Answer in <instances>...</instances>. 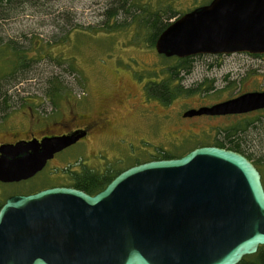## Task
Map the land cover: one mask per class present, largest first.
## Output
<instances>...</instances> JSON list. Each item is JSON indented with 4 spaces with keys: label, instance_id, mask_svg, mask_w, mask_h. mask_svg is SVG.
Here are the masks:
<instances>
[{
    "label": "water",
    "instance_id": "1",
    "mask_svg": "<svg viewBox=\"0 0 264 264\" xmlns=\"http://www.w3.org/2000/svg\"><path fill=\"white\" fill-rule=\"evenodd\" d=\"M165 57L264 55V0H211L158 35ZM264 109V91L184 116ZM83 134L0 147V182L41 171ZM264 246L261 174L243 154L201 146L128 167L100 192L68 186L12 196L0 207V264H238Z\"/></svg>",
    "mask_w": 264,
    "mask_h": 264
},
{
    "label": "rangeland",
    "instance_id": "2",
    "mask_svg": "<svg viewBox=\"0 0 264 264\" xmlns=\"http://www.w3.org/2000/svg\"><path fill=\"white\" fill-rule=\"evenodd\" d=\"M210 1H0V101L7 99L3 108L8 112L0 113V140L4 124L16 122L20 127L27 122L21 111L29 107L37 117L34 128L43 127L38 123L41 116L47 119L50 133L62 130L55 121L68 122L71 128L86 124L91 117L105 122L84 142L57 153L35 177L0 183V202L48 184L66 186L70 174L83 169L119 172L162 153L184 154L196 144L219 140L237 126L254 139L250 146L241 147L257 164L264 186V109L184 116L189 110L243 93L264 91V55H194L187 58L190 71L186 74L176 69L181 59L160 55L149 43L147 19L159 14V8L164 11L169 6L177 14L168 20L171 23ZM9 43L24 51V61L30 66L27 76L16 84L13 79L24 67L7 49ZM170 70L177 76L168 82L169 90L179 87L182 93L163 102L148 89L162 84ZM72 116L75 120L70 121Z\"/></svg>",
    "mask_w": 264,
    "mask_h": 264
},
{
    "label": "trees",
    "instance_id": "3",
    "mask_svg": "<svg viewBox=\"0 0 264 264\" xmlns=\"http://www.w3.org/2000/svg\"><path fill=\"white\" fill-rule=\"evenodd\" d=\"M14 1L16 0H10V4L14 3ZM26 1L30 2L32 0H20V2H26ZM164 9H165L164 11H160V8H159V14L157 12L153 13L147 19L146 27H148L150 30L148 38H149V43L151 45H154V42L156 38L158 37V35L169 25L168 20L175 18L177 16L176 13L171 11V8L169 6L164 7ZM160 12H169V13L162 17V15H160ZM1 18H3L2 15H0V19ZM0 45H2L1 42H0ZM7 49H9L10 52L15 53L16 57L19 59V63L21 64L22 67H24V69H21L22 74H19L17 78L13 79L14 84H16L27 76L30 70L29 68L30 66H28L29 62L24 61L25 59L24 51L21 50L19 47H15V45L9 43ZM187 58L188 57L179 58L181 60H179L178 64L176 65V69L178 70L181 69L183 70V73H186V74L189 73L190 71V66L185 65L186 63L189 62ZM175 76H177V72H175L174 70H170L168 72V77L166 78V80L162 84L159 83V85H153L152 87H150V89H148L149 93H152L153 95H155V97L158 96L159 100H163V102H167L170 99L174 98L177 94L182 93V90L179 87L178 88L176 87L175 89H172V90H169L168 88V82H171ZM6 100L7 99L3 98L0 101V113H2L1 108H3V106L5 105ZM243 130H244L243 127H240V128L238 126L232 127L228 129L227 131H225V134L224 135L222 134L223 137L218 138L219 140L214 139L213 141H208V143L207 142L200 143L201 145L196 144L194 148L213 145L215 147L239 152L248 158V156L242 150L241 145H245L248 147L250 146L251 143H253L254 139L251 138L250 136L247 137L246 133L243 132ZM186 153L184 154L182 153V154L185 155ZM182 154L175 155L171 153L169 154L162 153L158 157H154L151 160L178 158V157L183 156ZM121 171L113 172L107 169L103 172H96L93 170L91 171V170L83 169L80 172H72L70 174L71 182L70 184L66 186L82 190L85 193L90 194V195H94L100 192L101 190H103L105 186ZM3 203L4 202H0V207L2 206ZM238 264H264V246H259L256 253L252 255L244 256Z\"/></svg>",
    "mask_w": 264,
    "mask_h": 264
},
{
    "label": "flooded vegetation",
    "instance_id": "4",
    "mask_svg": "<svg viewBox=\"0 0 264 264\" xmlns=\"http://www.w3.org/2000/svg\"><path fill=\"white\" fill-rule=\"evenodd\" d=\"M0 1H2V0H0ZM1 111L4 114H8V112H6V108H1ZM252 112H254V111H252ZM21 114L24 115L25 118H28V119H27V122H24L20 127H18L16 122L15 123L7 122L6 124H4L2 126L3 132H5V134H3L2 139L0 140V147L4 146V145H13L17 142H29L31 140H37L39 142L43 138L52 137V136L70 135L73 133L83 134V137H81L80 139H78L74 143V144H77L80 142H84L87 139L89 133H91L92 131L97 132L100 130V128L103 125H105L104 118H97V117H94V118L91 117V119H89L86 124H84L82 126H75L73 128H71L69 126L70 124H68V122H65V124L62 125L59 121H55L54 122L55 125H57V124L60 125L62 130L60 131V133H50V129L46 128L48 125L44 121L47 119L43 120V117H41V116H38V123L39 124L43 123V127H41L38 130H36L34 128V123H35V121H37V120H35V118H37V117L35 116V112L33 111V109H31L30 107L27 108L26 110L21 111ZM72 118H73V116L71 118H69V120L70 121L75 120ZM76 118H78V116ZM39 120H41V121H39ZM17 127L21 128L20 132L17 130ZM74 144H72V145H74ZM56 155H57V153L53 155L52 159H50L46 162V165L44 166V168L41 171H39L38 173H41L45 169V167L48 165V162L53 161L55 159ZM38 173H36L32 177H35ZM53 174H54V172H53ZM28 179H30V178H28ZM28 179H26V180H28ZM26 180H22V181H26ZM22 181H19V182H22ZM19 182H13V183H19ZM0 183L10 184V183H3V182H0ZM56 186H62V184H60V183L48 184V185H45V186H43L37 190L28 192L26 194H12L10 196H7L5 198V200L8 199L9 197H12V196H23V195L33 194V193L38 192L40 190L51 188V187H56ZM263 188H264V186H263ZM5 200H4V202H5Z\"/></svg>",
    "mask_w": 264,
    "mask_h": 264
}]
</instances>
